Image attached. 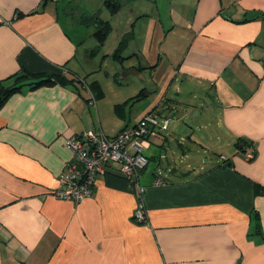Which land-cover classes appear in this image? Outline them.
<instances>
[{
    "label": "crops",
    "instance_id": "crops-1",
    "mask_svg": "<svg viewBox=\"0 0 264 264\" xmlns=\"http://www.w3.org/2000/svg\"><path fill=\"white\" fill-rule=\"evenodd\" d=\"M143 1L119 23L123 0H0V88L21 85L0 106V264H264V0ZM100 52L145 78L104 81ZM176 102L142 195L116 164L79 203L53 194L69 137Z\"/></svg>",
    "mask_w": 264,
    "mask_h": 264
},
{
    "label": "built area",
    "instance_id": "built-area-1",
    "mask_svg": "<svg viewBox=\"0 0 264 264\" xmlns=\"http://www.w3.org/2000/svg\"><path fill=\"white\" fill-rule=\"evenodd\" d=\"M78 78V77H77ZM84 84V79L79 78ZM169 120L162 121L155 114H146L133 126H126L118 134L110 136L103 130H85L68 138L67 144L73 152L72 159L58 177L60 187L53 194L62 199L79 203L94 191L96 177L105 173L109 165L116 164L120 173L138 185L139 193L145 188L139 183L140 172L148 165L149 157L144 149L150 137L168 127ZM253 156L251 150L246 152ZM163 180L158 177L155 184ZM138 222H146L147 214L140 199L134 214Z\"/></svg>",
    "mask_w": 264,
    "mask_h": 264
},
{
    "label": "rangeland",
    "instance_id": "rangeland-1",
    "mask_svg": "<svg viewBox=\"0 0 264 264\" xmlns=\"http://www.w3.org/2000/svg\"><path fill=\"white\" fill-rule=\"evenodd\" d=\"M127 0H123V4H124V7H122L120 10H119V12L118 13H116L117 15V17H116V22H119V23H122L123 21H124V19H125V16H126V14L128 13V10H129V8L128 7H126V2ZM129 1V0H128ZM164 3H163V2ZM144 3H146V4H148V6H149V9L151 10V12H153V13H156L157 12V7H158V4H159V8L160 9H165L166 11H167V3H168V1L167 0H144L143 1ZM163 7H161V6ZM107 8H104V16H102V17H106L107 16ZM99 15H101V13H99ZM109 15L111 16V17H113L114 15H112V14H110L109 13ZM88 26H91V25H88ZM86 27V28H90V27ZM137 28H138V26H137ZM87 30H89V29H87ZM93 32H94V29H93ZM112 32H114V30H113V28H111L110 30H109V32L108 33H110V34H114V33H112ZM92 38V37H91ZM93 38H95V36L93 35ZM110 41H111V39H110ZM109 41V42H110ZM110 46V45H109ZM108 46V47H109ZM97 57H96V59H95V61L97 62V65L99 66V67H101V70H100V73H99V76L101 77V79H103L104 78V81L105 80H108V79H111V80H113L114 81V74L115 73H117V77H119V75H120V71L121 70H119V69H113V59H111V58H107V57H105V58H107V60H104L105 58H103L104 56H103V52H100L98 55H96ZM103 59V60H102ZM115 71H118V72H115ZM108 72H110L111 73V75H108L107 76V74L106 73H108ZM116 75V74H115ZM119 79V78H118ZM132 80H142V78L139 76V75H134V74H130L124 81H125V84H131V81ZM142 83H145L146 84V82L145 81H143ZM170 97L171 98H173L174 99V101H177V99L179 100V98H186V96L182 93V94H180V95H177V92L173 89V90H171V93H170ZM145 99V98H144ZM150 100H151V98H149ZM205 107H207L206 106V104H205V106H201V110L203 111L204 110V108ZM196 112V110H194V113ZM193 113V114H194ZM157 115H158V118H159V120L160 121H162L163 119H165V117H168V116H171V117H174V116H177V102L174 104V107L173 108H167V107H164V106H162L161 108H159V113H156ZM162 117V118H161Z\"/></svg>",
    "mask_w": 264,
    "mask_h": 264
},
{
    "label": "trees",
    "instance_id": "trees-1",
    "mask_svg": "<svg viewBox=\"0 0 264 264\" xmlns=\"http://www.w3.org/2000/svg\"><path fill=\"white\" fill-rule=\"evenodd\" d=\"M107 27L108 26H100L97 31H96V36L99 40H103L106 36V33H107ZM23 77H27V75L25 74V76H21L20 78H23ZM59 79V78H58ZM62 79V78H61ZM57 80L56 79H52V78H45V79H42L40 81H37L35 82V85H40V84H43V83H54L56 82ZM21 88V85H16V86H11V87H1L0 88V106L5 102V100L7 99V97L13 93L14 91L18 90ZM145 94V90L143 89L142 92H141V95ZM241 142H239V148L243 149L245 148L246 146L250 145L249 141L245 140V139H240Z\"/></svg>",
    "mask_w": 264,
    "mask_h": 264
},
{
    "label": "water",
    "instance_id": "water-1",
    "mask_svg": "<svg viewBox=\"0 0 264 264\" xmlns=\"http://www.w3.org/2000/svg\"><path fill=\"white\" fill-rule=\"evenodd\" d=\"M130 74L139 75L140 77L142 76L143 78H145L143 76V73H141L137 68L132 67L120 71L119 81L123 82Z\"/></svg>",
    "mask_w": 264,
    "mask_h": 264
}]
</instances>
